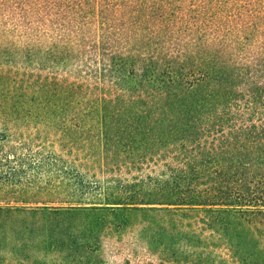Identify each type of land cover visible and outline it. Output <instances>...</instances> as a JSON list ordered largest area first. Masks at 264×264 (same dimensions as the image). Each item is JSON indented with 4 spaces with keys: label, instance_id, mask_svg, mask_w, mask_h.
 <instances>
[{
    "label": "trees",
    "instance_id": "1",
    "mask_svg": "<svg viewBox=\"0 0 264 264\" xmlns=\"http://www.w3.org/2000/svg\"><path fill=\"white\" fill-rule=\"evenodd\" d=\"M110 259L264 264V0H0V264Z\"/></svg>",
    "mask_w": 264,
    "mask_h": 264
},
{
    "label": "rangeland",
    "instance_id": "2",
    "mask_svg": "<svg viewBox=\"0 0 264 264\" xmlns=\"http://www.w3.org/2000/svg\"><path fill=\"white\" fill-rule=\"evenodd\" d=\"M229 232L234 233L236 235H244V228L242 227L241 223L238 222L236 219H230L229 221ZM262 256L259 257V263L262 261ZM108 264H120V261H114L112 259L109 260Z\"/></svg>",
    "mask_w": 264,
    "mask_h": 264
}]
</instances>
